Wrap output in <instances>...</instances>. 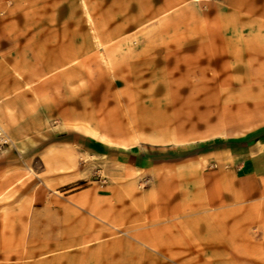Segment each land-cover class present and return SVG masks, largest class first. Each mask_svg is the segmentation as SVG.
I'll return each instance as SVG.
<instances>
[{
	"label": "rangeland",
	"instance_id": "rangeland-1",
	"mask_svg": "<svg viewBox=\"0 0 264 264\" xmlns=\"http://www.w3.org/2000/svg\"><path fill=\"white\" fill-rule=\"evenodd\" d=\"M260 131L264 0H0V264H264V144L104 156Z\"/></svg>",
	"mask_w": 264,
	"mask_h": 264
},
{
	"label": "crops",
	"instance_id": "crops-1",
	"mask_svg": "<svg viewBox=\"0 0 264 264\" xmlns=\"http://www.w3.org/2000/svg\"><path fill=\"white\" fill-rule=\"evenodd\" d=\"M264 144V131H260L245 140L223 141L220 143L219 148L204 147L203 149L192 151L178 156L169 154H162L155 150H144L140 148H117L115 146H107L104 151L108 163L125 164L128 166H167L179 167L185 161L196 162L200 164L204 162H216L218 156L221 165H226L230 168L240 169L244 165L249 166L254 162L262 160V148ZM221 177L220 169L208 171L204 173V179L210 182H216Z\"/></svg>",
	"mask_w": 264,
	"mask_h": 264
}]
</instances>
